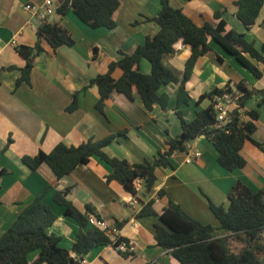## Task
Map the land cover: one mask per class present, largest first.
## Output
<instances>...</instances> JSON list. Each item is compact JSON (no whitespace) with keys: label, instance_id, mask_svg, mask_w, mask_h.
I'll use <instances>...</instances> for the list:
<instances>
[{"label":"crops","instance_id":"obj_1","mask_svg":"<svg viewBox=\"0 0 264 264\" xmlns=\"http://www.w3.org/2000/svg\"><path fill=\"white\" fill-rule=\"evenodd\" d=\"M119 1L113 29L92 28L73 11L64 17L55 14L49 18L69 32L74 44L53 50L42 40V51L34 59L30 83L16 86L26 64L17 48L34 47L42 24L36 13L27 11L25 5L39 6L44 0H0V172L5 171L0 176V236L28 204L41 198L56 216L48 233L60 238L61 248L71 251L77 235L94 227L81 226L66 215L65 207L54 200L56 194H62L87 217L93 215L109 226L121 223L118 235L131 249L132 254L125 257L113 246L94 247L83 255L82 264H181L156 241L154 224L161 223L159 215L172 201L194 220L214 227L215 236L228 235L219 230L210 204L228 208L229 193L238 182L253 192H264V153L252 141H246L241 150L246 165L229 172L218 163V152L212 140L202 135L190 142L185 151L173 152L169 166L156 169L157 180L150 193L145 192L142 181H136V198L117 181H107L113 170L97 156L77 166L61 180H57L45 164L32 171L22 161L23 157H34L39 152L48 154L59 143L78 147L90 139L99 141L112 135L115 139L104 147L109 157L130 164L153 162L160 152L168 150L169 140L181 136L178 111L186 121H192L197 110L210 106L208 98L196 104L203 94L228 85L237 90L239 83L250 91L264 90V64L253 62L262 72V77L256 78L210 40L211 50L199 57L186 82L185 89L191 99L189 105L177 104L179 86L172 83L159 90L168 97L165 108L155 105L148 112L138 95L130 101L114 92L105 101L103 112H99L95 106L100 94L92 80L107 73L110 64L123 54H133L147 38L159 31V26L147 19L157 16L162 8L161 0ZM238 1L169 0V3L200 27L217 25L215 13L220 12L229 29L246 34L261 50L264 46V5L256 23L247 31L236 17ZM63 2L55 0V7ZM191 55V46L179 43L177 53L173 57L166 56L163 63L182 78ZM9 67L14 69L9 70ZM140 72L151 73L146 59L140 62ZM121 76L119 68L112 73L114 79ZM260 100V96L252 97L245 109L259 112L252 137L264 143V102L258 107ZM72 105L75 107L70 110ZM225 109L230 114L235 105H226ZM159 192H163V196H158ZM150 200H153L156 215L139 217L142 206ZM132 201H136L135 206ZM88 207L92 208L91 212ZM233 248L238 251L240 246L234 244ZM73 256L78 257L75 252ZM37 257L38 252H33L28 260L32 263Z\"/></svg>","mask_w":264,"mask_h":264},{"label":"trees","instance_id":"obj_2","mask_svg":"<svg viewBox=\"0 0 264 264\" xmlns=\"http://www.w3.org/2000/svg\"><path fill=\"white\" fill-rule=\"evenodd\" d=\"M162 8L156 17L147 19L159 26V31L145 43L138 46L133 54L124 55L110 64L107 73L98 75L92 84L98 87L100 98L96 109L103 112L104 103L114 92L123 94L130 101L138 95L144 109L150 112L155 105L162 108L167 106L168 97L160 94L162 86L177 84L179 86L177 104L189 105L191 99L185 89L199 57L207 54L211 49L209 41L213 40L242 66L252 72L256 78L262 77V72L253 63L264 64V46L261 50L246 34L238 33L228 28L226 22L215 13L217 25H196L181 9L170 6L169 0H161ZM264 0H239L236 3V17L249 31L260 14ZM120 7L119 0H64L56 8V14L66 16L73 11L84 23L92 28L103 27L113 29L116 26L114 15ZM38 40L34 47L20 46L18 54L26 64L21 69V76L16 86L30 83V73L33 62L42 51L41 42L46 40L53 50L62 45L72 46L74 41L69 32L61 25L49 20L43 21L38 31ZM190 45L192 55L185 64L182 78L167 68L163 59L173 57L177 53V45ZM142 59L149 61L151 73L144 75L140 72ZM119 68L122 76L112 77L113 71ZM14 67H9V70ZM1 84V82H0ZM225 93L233 96L242 94L237 101L238 108L228 116L229 122L218 125L217 112L214 101ZM261 97L259 106L264 102V90H248L242 83L237 90L228 85L224 89H215L203 94L196 102L199 105L204 99L210 100V106L199 109L192 121H186L180 111L177 116L181 124V136L167 142L168 150L160 152L153 162L130 164L126 160L109 157L104 147L115 139L108 136L102 140H88L78 146H67L59 143L48 154L39 152L34 157L25 156L23 164L34 171L41 165H47L57 180L71 174L81 164H87L93 156L111 166L113 172L107 176V181H117L133 197H137L135 182L140 180L146 193H150L157 180L156 169L170 165L169 157L175 151H185L186 146L202 135L208 136L218 152V163L227 171L232 172L246 165L241 150L246 141L253 144L264 153V143L256 142L253 134L256 130L255 121L259 117L256 110L247 111L245 105L253 96ZM75 106H71L73 110ZM243 109V114L240 112ZM248 117L246 120L243 116ZM5 171L0 172L2 176ZM158 196H163L159 192ZM229 206L224 208L210 204V209L219 223V230L228 234L215 236V228L204 225L188 216L177 204L170 201L159 215L161 223L154 224V236L157 243L168 250L181 264H264V192H253L241 182L234 185L228 196ZM56 203L65 207V213L73 217L81 226L88 224L86 215L78 212L62 194L54 196ZM153 200L142 206L139 217L156 215L152 208ZM92 208L88 207L91 212ZM56 216L41 198L28 204L19 214L13 225L0 236V264H82L83 255L98 246H117L127 241L121 237L111 240L104 231L91 228L77 235V241L71 251L59 246L60 238L48 233ZM118 229L122 224L115 225ZM240 246L235 251L233 246ZM38 252L37 259L30 263L29 254ZM79 253L78 257L73 253ZM129 257L132 253H122Z\"/></svg>","mask_w":264,"mask_h":264},{"label":"built area","instance_id":"obj_3","mask_svg":"<svg viewBox=\"0 0 264 264\" xmlns=\"http://www.w3.org/2000/svg\"><path fill=\"white\" fill-rule=\"evenodd\" d=\"M25 9L27 11H34L36 15L40 18V20L46 21L49 20V18L53 17L56 14V7H55V0H44V2L39 5H31L26 4ZM242 97V94L239 93V95H231L229 93H225L222 97H217L214 101V109L216 110L218 116L217 121L218 125L220 124H226L229 122V113L227 109H225L226 105H235V109L238 108L237 101L239 98ZM240 112L243 114V109H240ZM243 116V119H245V116ZM187 162H190L189 160ZM136 183V182H135ZM133 206H135L136 201H132L131 203ZM88 224H90L92 227L100 229L106 233V235L113 241L117 240L119 238L118 231L119 229L116 226H109L105 221L96 218L95 216L91 215L88 218ZM117 249L123 253H130L131 249L129 244L126 242H122L117 246Z\"/></svg>","mask_w":264,"mask_h":264},{"label":"rangeland","instance_id":"obj_4","mask_svg":"<svg viewBox=\"0 0 264 264\" xmlns=\"http://www.w3.org/2000/svg\"><path fill=\"white\" fill-rule=\"evenodd\" d=\"M257 96H258V95H255V94H254V96H253V97H255V98H256ZM261 105H262V104H261ZM258 107H259V103H258Z\"/></svg>","mask_w":264,"mask_h":264},{"label":"water","instance_id":"obj_5","mask_svg":"<svg viewBox=\"0 0 264 264\" xmlns=\"http://www.w3.org/2000/svg\"><path fill=\"white\" fill-rule=\"evenodd\" d=\"M77 256H79V253H76Z\"/></svg>","mask_w":264,"mask_h":264}]
</instances>
